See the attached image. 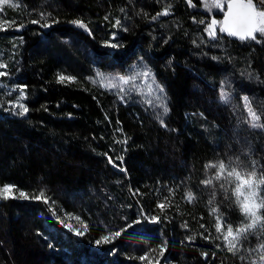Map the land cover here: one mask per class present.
I'll return each mask as SVG.
<instances>
[{
  "label": "trees",
  "instance_id": "trees-1",
  "mask_svg": "<svg viewBox=\"0 0 264 264\" xmlns=\"http://www.w3.org/2000/svg\"><path fill=\"white\" fill-rule=\"evenodd\" d=\"M204 4H0V187L15 186L0 203V264H264V237L227 250V228L243 217L235 183L225 193L213 179L221 161L249 173L255 161L264 177V127L252 128L243 106L247 97L264 124V39L209 36L224 11ZM140 63L163 89L154 111L124 103L97 76ZM18 91L23 115L6 110ZM41 191L47 203L34 198Z\"/></svg>",
  "mask_w": 264,
  "mask_h": 264
},
{
  "label": "snow or ice",
  "instance_id": "snow-or-ice-1",
  "mask_svg": "<svg viewBox=\"0 0 264 264\" xmlns=\"http://www.w3.org/2000/svg\"><path fill=\"white\" fill-rule=\"evenodd\" d=\"M10 0H0V4H9ZM191 5V0H189ZM204 7L206 9L215 8L221 9L222 4L221 0H205ZM264 0H228L227 3V11L223 13V20L217 21L213 19L210 24L207 26V31L209 36L216 37L217 35V25H219L218 31L220 33H226L229 36L237 37L240 40H253L260 42L258 40V35L261 39H264ZM2 10V9H0ZM167 14V10L164 13ZM160 15V14H158ZM155 19V17H154ZM37 21H32V23H36ZM73 23L79 25L80 27H84L81 21H73ZM200 23H206V21H200ZM119 24V22H117ZM23 25H21L22 27ZM6 30V29H4ZM115 46V45H113ZM0 75H5L4 73H0ZM151 72L149 70H145L143 72H134L131 75H117L115 77H105L101 73H97V76L101 80L107 81V83L102 86L106 87L109 90L117 88V85L112 83L113 80L119 81L120 84L128 85L130 82H133L137 79L138 76L149 77L151 76ZM72 80L74 78L65 77L61 75L59 77L60 82H64L65 80ZM157 90L160 93H163V89L156 86ZM120 93H125L130 95L135 88H118ZM123 98V97H122ZM227 100L228 98L222 97ZM246 106L249 108V116L251 117L250 124L252 127H264V124H260L259 121L261 117L257 115L251 109V106L248 105L247 97L244 98ZM23 109L20 112V115H23L24 112H27V108H24L23 105H20ZM164 111L167 112L168 109L165 106ZM233 162H229L226 164L221 161L218 165V171L216 176L213 178L216 181H221L220 188L224 190L225 193H228L230 190L225 187V183H235V188L233 194L235 195L234 205L239 207V212L241 213L243 220L241 222V226L233 231L232 226H228L227 233L224 235L225 241L228 242V251L232 252L234 255L240 250L237 245H242L244 242H247L250 235H258L259 237H264V177L259 179H255L256 177V162L253 161L252 171L246 172L241 166L236 163L235 166H232ZM206 167L216 168L217 165L210 164L206 165ZM230 169V170H229ZM226 173V175H225ZM204 184L209 185L213 183L212 179L203 181ZM15 186L11 184H5L0 187V198L9 199L12 197V193ZM189 199H192L191 193L188 194ZM215 195V193H213ZM20 197L28 198V194L24 192L19 193ZM44 198L47 203V198L45 197L44 191H41L38 196L34 198L40 199ZM15 198V197H12ZM231 199V197H226ZM211 203V201H210ZM158 207L163 210L165 205L160 204ZM215 212V209L213 210ZM79 220V217H76ZM155 221V217L152 218ZM87 230V226H85V231ZM217 232L222 231V225L218 222L216 226ZM121 233L115 232L109 236L101 237V240H98L96 243L99 244L101 241L104 243H108L110 239H114L118 237ZM77 235H83L82 232H77ZM259 249H264V242L258 245ZM140 259H145V257H141ZM240 259H244L243 256ZM260 261L264 262V255L260 256ZM255 264V262H253Z\"/></svg>",
  "mask_w": 264,
  "mask_h": 264
},
{
  "label": "rangeland",
  "instance_id": "rangeland-1",
  "mask_svg": "<svg viewBox=\"0 0 264 264\" xmlns=\"http://www.w3.org/2000/svg\"><path fill=\"white\" fill-rule=\"evenodd\" d=\"M225 2L226 0H221V4L222 6H225ZM260 10H264V9H260ZM225 11V8H221L220 12ZM213 19L217 20L215 17L212 16V18L210 19V21H212ZM218 21V20H217ZM219 29V25H217V30ZM145 70H148L147 67L145 65H143L142 63L137 64L136 66H132L131 68H129L124 75H131L134 72H143ZM3 71V67L0 66V73ZM152 74V71L149 70ZM111 77H115V76H111ZM105 81V80H104ZM105 83H107V81H105ZM112 83L117 85V88L112 89V91H114L119 97L120 100L123 101L124 103L129 101V102H133V103H139L143 108H149L148 110H155L158 108L163 107L164 105V99H163V93H160L157 90V84L155 82L154 76L153 74L149 77H144V76H138L137 79L133 82H130V84L128 85H123L120 84L119 81L117 80H113ZM135 88V91H133L130 95H127L125 93H120L118 91V88H125V89H129V88ZM5 92L7 94H10L12 92L11 89L5 87ZM19 95H17L15 98L10 99L6 102V110L12 113H17L18 111L21 112L23 111V109L20 107V105H23V107L25 108L24 105V97L23 94L20 93V91H18ZM227 97L228 99L225 100L222 97ZM123 97V98H122ZM220 99L223 102H228L229 101V93H227L226 91H224V89L220 90ZM248 101V100H247ZM243 106L245 111L247 112V118H248V122L250 123L251 117L249 116V108L248 106H246L245 104V100H243ZM249 105V102H248ZM254 111V110H253ZM18 112V114H19ZM260 123V121H259ZM262 124V123H260ZM251 125V124H250ZM254 128V127H252ZM262 129L263 127H255L254 129ZM261 195H263L261 193Z\"/></svg>",
  "mask_w": 264,
  "mask_h": 264
},
{
  "label": "water",
  "instance_id": "water-1",
  "mask_svg": "<svg viewBox=\"0 0 264 264\" xmlns=\"http://www.w3.org/2000/svg\"><path fill=\"white\" fill-rule=\"evenodd\" d=\"M227 3H228V0H226V2H225V6H224V8H225V11L224 12H226L227 11ZM223 12V13H224ZM223 13H222V15H221V17H220V21H222L223 20V18H224V16H223ZM220 33V32H219ZM221 35H223V36H228L229 38H231V39H233V40H236V41H239L240 39H238L237 37H234V36H229V35H227L226 33H220ZM0 203H1V198H0Z\"/></svg>",
  "mask_w": 264,
  "mask_h": 264
}]
</instances>
